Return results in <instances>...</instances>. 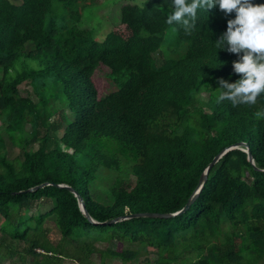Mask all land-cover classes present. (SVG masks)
<instances>
[{"label":"trees","instance_id":"16d2710c","mask_svg":"<svg viewBox=\"0 0 264 264\" xmlns=\"http://www.w3.org/2000/svg\"><path fill=\"white\" fill-rule=\"evenodd\" d=\"M95 2L0 0V122L22 149L20 158L8 159L0 131V240L24 242L5 251L11 264H106L114 256L139 264H258L264 117L255 113L264 110V93L252 106L217 103V81L235 83L241 75L233 62L244 51L215 43L235 11L198 10L188 35L166 23L171 0H131L99 36L82 23ZM100 66L113 87L102 95L93 79ZM22 82L37 100L21 93ZM238 141L245 144L230 146ZM34 142L36 148L27 147ZM227 146L184 211L106 222L179 211ZM103 169L113 175L107 185L99 180ZM55 183L72 186L93 221L74 193ZM42 199L52 205L40 212ZM48 217L57 241L44 233Z\"/></svg>","mask_w":264,"mask_h":264},{"label":"clouds","instance_id":"9594fccd","mask_svg":"<svg viewBox=\"0 0 264 264\" xmlns=\"http://www.w3.org/2000/svg\"><path fill=\"white\" fill-rule=\"evenodd\" d=\"M216 6L226 15L236 13L235 19L228 21L227 31L215 42L216 47L245 53L233 62L240 78L235 83L223 78L217 81L221 90L217 103L227 100L233 107L255 105L257 97L264 93V5H253L251 0H171L166 23L179 24L190 35L196 27L198 10L208 12ZM255 116L264 117V110L257 111Z\"/></svg>","mask_w":264,"mask_h":264},{"label":"rangeland","instance_id":"374dc122","mask_svg":"<svg viewBox=\"0 0 264 264\" xmlns=\"http://www.w3.org/2000/svg\"><path fill=\"white\" fill-rule=\"evenodd\" d=\"M98 2V0H97ZM131 2V0H100V2L96 3L92 10L93 16L91 18L85 17L83 19V25L87 26H93L95 27V30L97 31V34L99 36L106 33V31L110 28L112 24H115L119 22V15H120V6L123 3ZM106 68L103 66L98 67L94 74L93 79L95 82V85L98 90V95H102L111 89L113 87L110 85L108 78L105 75ZM19 89L23 95H25L27 92L30 93V97L33 100H37V94L36 91L33 89V86L29 82H22L19 84ZM202 97H206V92L201 93ZM4 124L0 122V131L2 133V136L5 140V152L6 157L8 159H16L21 157V145L18 143H15L12 141V139L9 137V135L4 131L3 129ZM28 129V126L26 127ZM61 130L57 132V134H60ZM38 146L37 142L27 144L28 148H36ZM99 180L103 185H107L112 182L113 175L107 170L103 169L100 171V177ZM130 183H133L134 177L130 176L129 179ZM52 205L51 200L49 199H42L39 203V210L40 212H43L47 209H49ZM42 227L44 230V233L47 237H49L52 241H57L60 238L59 231L57 227L54 224V220L52 217L46 218L43 223ZM43 233V232H42ZM43 233V234H44ZM107 245V243H97V247H104ZM24 246V242L21 240L12 239L8 235L4 236V241L0 240V264H11V256L6 255L5 251L8 248H18L21 250V248ZM68 249H73L72 243L66 244ZM133 246V245H131ZM144 254H141L139 257L142 258ZM153 256V255H151ZM264 259L258 262V264H263ZM15 264H20V261H16ZM63 264H78L75 261H72L70 259H67L63 262ZM106 264H139L138 260H134L133 263H127L122 261L119 257L114 256L107 259Z\"/></svg>","mask_w":264,"mask_h":264},{"label":"water","instance_id":"95a60500","mask_svg":"<svg viewBox=\"0 0 264 264\" xmlns=\"http://www.w3.org/2000/svg\"><path fill=\"white\" fill-rule=\"evenodd\" d=\"M245 142L243 141H238L230 146H240V145H244ZM229 148V146L221 149L213 158L212 160L210 161V163L207 165L206 169L204 170V172L202 173V175L200 176L199 180H198V183L194 189V191L192 192L191 196L187 199L186 203L184 204V206L179 210V211H176L174 213H160V212H149V211H142V212H133V213H130L128 215H123V216H120V217H115V218H112V219H109L107 220L106 222H113V221H116L118 219H122V218H126V217H130V216H139V215H143V216H169V215H173L175 213H178V212H181V211H184L186 208H188V206L191 204V202L195 199V197L197 196L205 178H206V175H207V171L208 169L217 161V159ZM246 152H247V158L248 160H250L252 163L253 162V159H252V155H251V152L246 148ZM256 168V166H255ZM47 182H42L38 185H35L33 187H30V188H27L26 190H32V189H35L37 187H41V186H44L46 185ZM56 185L58 186H64L66 188H68L69 190H71L74 195L77 197V200H78V203H79V207L81 209V211L90 219L93 221V219L91 218V216L88 214L87 212V209L85 208V204H84V201L81 197L80 194L77 193V191L70 185L68 184H65V183H55Z\"/></svg>","mask_w":264,"mask_h":264}]
</instances>
